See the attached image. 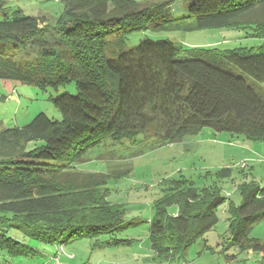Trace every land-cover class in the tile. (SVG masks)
Masks as SVG:
<instances>
[{"label":"trees","instance_id":"trees-1","mask_svg":"<svg viewBox=\"0 0 264 264\" xmlns=\"http://www.w3.org/2000/svg\"><path fill=\"white\" fill-rule=\"evenodd\" d=\"M58 1L62 11L47 21L0 0V78L73 87L53 98L60 119L40 112L0 129V264L37 256L32 240L131 243L97 238L141 221L126 220L125 207L109 199V175L75 169L102 138L142 136L155 147L210 127L264 140V0H183L181 14L171 11V0ZM189 17L195 22L188 28L231 27L261 42L217 49L148 37L125 49L133 31L178 28ZM163 190L148 235L156 258L170 261L217 225L227 195L186 178L167 181ZM241 194L227 210L228 243L252 257L232 264H264V242L250 237L264 219V186L243 185Z\"/></svg>","mask_w":264,"mask_h":264},{"label":"rangeland","instance_id":"rangeland-1","mask_svg":"<svg viewBox=\"0 0 264 264\" xmlns=\"http://www.w3.org/2000/svg\"><path fill=\"white\" fill-rule=\"evenodd\" d=\"M138 1L150 4L165 0ZM171 1L174 14L186 11L183 0ZM8 4L22 8L27 15L52 21L63 8L58 0H9ZM193 22L195 18L189 17L179 23L181 26L178 28L159 31L148 27L133 31L125 49L136 47L148 37L170 38L188 47L217 49L251 46L261 42L248 37L244 30L231 27L188 28ZM21 55V52L17 53V56ZM72 89V86L41 89L0 78V129L22 126L40 112L60 119L61 112L55 107L53 98ZM140 139L142 136L139 141L118 143L109 137L102 138L89 147L84 161L75 164L76 170L109 175L106 182L110 189L109 199L125 207L126 220L139 218L141 221L114 235L105 234L97 238L100 241L112 236L127 238L132 239L131 243L95 247L96 238H77L72 241L65 237L63 241L68 239V242L64 243L63 252H59L61 242L46 244L32 240L31 244L38 248V255L20 260V264H53L55 255H59L66 264H224L226 261L221 253L227 254V261H232V264L244 257H252V254L240 253L229 245L230 221L227 210L231 202L236 205L241 202L243 185L254 183L264 186V140L215 131L210 127L161 146L150 147L153 140ZM180 178L193 180L197 187L216 186L227 195V201L218 208L220 220L213 229L186 249L182 257L163 261L156 258L157 254L151 248L148 220L154 200L164 193V184ZM169 210L175 212L177 207L173 205ZM250 237L264 242V219L253 226Z\"/></svg>","mask_w":264,"mask_h":264},{"label":"built area","instance_id":"built-area-1","mask_svg":"<svg viewBox=\"0 0 264 264\" xmlns=\"http://www.w3.org/2000/svg\"><path fill=\"white\" fill-rule=\"evenodd\" d=\"M64 247L65 246H63V245H60L59 246V252H63V249H64ZM70 256H74L73 254H70ZM60 256L59 255H55L54 256V258H53V264H66V263H64V262H62L61 260H60Z\"/></svg>","mask_w":264,"mask_h":264},{"label":"crops","instance_id":"crops-1","mask_svg":"<svg viewBox=\"0 0 264 264\" xmlns=\"http://www.w3.org/2000/svg\"><path fill=\"white\" fill-rule=\"evenodd\" d=\"M65 246V245H64ZM66 257V256H65Z\"/></svg>","mask_w":264,"mask_h":264}]
</instances>
